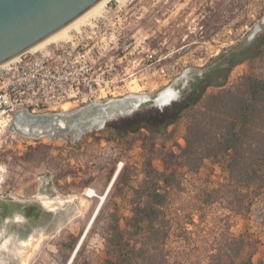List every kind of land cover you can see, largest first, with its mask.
<instances>
[{
    "label": "rangeland",
    "instance_id": "374dc122",
    "mask_svg": "<svg viewBox=\"0 0 264 264\" xmlns=\"http://www.w3.org/2000/svg\"><path fill=\"white\" fill-rule=\"evenodd\" d=\"M105 17L92 31L87 48L97 60L90 78L100 85L94 83L92 98L86 105L130 94L153 97L167 87L192 84L197 76L206 74L221 54L251 38L262 24L264 0H127L124 4L113 1ZM246 74L262 76L264 59L247 60L234 67L225 87H209L207 94L229 89ZM83 105L67 103L64 107L69 112ZM186 129L184 114L164 131L111 136L98 131L84 136L76 145L67 140H35L1 132L0 182L7 181L16 187L12 195L20 207L15 219L18 223L13 221V215L10 217L11 254L5 256L6 263L69 264L101 203L99 197L106 193L120 170L97 215L99 220L91 225L72 262L104 264V235L113 227V218L119 217L121 227L125 228L122 219L132 216L139 206L135 189L143 184L146 173L150 169L186 173L178 158L179 149L185 147ZM47 173L52 177L56 199L52 198L54 203L50 207L41 201L40 215L33 220L23 213L21 205L36 199L31 195H38L42 181L39 176ZM224 175L222 164L206 161L198 174L185 177V184L196 189L205 181L216 184ZM88 189H94L98 197L85 196ZM181 197L180 193L176 196L178 209L184 210ZM233 225L234 232H247L261 241L253 261L261 260L264 195L249 219H236ZM31 238L32 242L23 247L22 243Z\"/></svg>",
    "mask_w": 264,
    "mask_h": 264
},
{
    "label": "trees",
    "instance_id": "16d2710c",
    "mask_svg": "<svg viewBox=\"0 0 264 264\" xmlns=\"http://www.w3.org/2000/svg\"><path fill=\"white\" fill-rule=\"evenodd\" d=\"M260 28L215 59L204 78L211 82L198 79L200 90L189 102L116 122L115 132L127 135L145 127L166 130L186 114L178 158L187 171L146 173L135 189L139 206L122 219L125 228L116 217L104 235V264H264V257L253 261L261 241L233 231L234 221L249 219L264 195V74L242 75L229 89L207 94L209 87H225L234 67L264 59V23ZM206 161L222 164L223 180L188 187L185 177L198 174Z\"/></svg>",
    "mask_w": 264,
    "mask_h": 264
},
{
    "label": "water",
    "instance_id": "95a60500",
    "mask_svg": "<svg viewBox=\"0 0 264 264\" xmlns=\"http://www.w3.org/2000/svg\"><path fill=\"white\" fill-rule=\"evenodd\" d=\"M101 1L0 0V65L25 53L29 48L70 24ZM262 23H264V17ZM260 30L258 26L250 39H253ZM133 99L135 101H132ZM157 99L158 97L154 101L156 102ZM150 101L151 98L148 95L130 94L116 100L112 98L83 105L69 113L36 114L21 110L13 114V121L8 131L11 134L33 139L32 136L36 131L30 130L36 128L38 123V126L45 131H39L41 133L35 135L37 136L35 140L48 135L51 141L67 140L72 145H76L84 136L105 129L108 123L132 116ZM102 204L101 202L70 264L81 248Z\"/></svg>",
    "mask_w": 264,
    "mask_h": 264
},
{
    "label": "built area",
    "instance_id": "2783aa9c",
    "mask_svg": "<svg viewBox=\"0 0 264 264\" xmlns=\"http://www.w3.org/2000/svg\"><path fill=\"white\" fill-rule=\"evenodd\" d=\"M97 23L81 27L68 42L40 53L25 52L15 63L0 67V133L16 135L8 127L17 111L52 113L63 110L67 103L86 105L94 83L100 85L90 78L97 60L87 49Z\"/></svg>",
    "mask_w": 264,
    "mask_h": 264
},
{
    "label": "flooded vegetation",
    "instance_id": "af4514ba",
    "mask_svg": "<svg viewBox=\"0 0 264 264\" xmlns=\"http://www.w3.org/2000/svg\"><path fill=\"white\" fill-rule=\"evenodd\" d=\"M228 54V51L226 52ZM216 64V63H215ZM213 64V65H215ZM210 68V67H209ZM208 68V71H209ZM208 71L205 75H202L201 77H196L192 84L186 85L183 84L179 88H175L173 86L167 87L171 88L176 92V96L168 101L166 104H157L154 99L158 97L159 93L154 95L153 97L150 96L151 101L149 104L144 106L140 111H147L149 109L152 110H158L160 112H164L167 109L173 108L176 105H184L185 103L189 102L196 93L200 90V86L202 83L198 82V79L201 81L203 80V84L210 83L211 80L208 78L207 80H204V78L208 75ZM165 88V89H167ZM163 91V90H162ZM156 103V104H155ZM132 116H128L125 118H119L116 119L110 123L107 124L106 128L103 131H100L99 133H104L106 135H115L117 134L115 131H118L115 124L116 122H119L122 119L130 118ZM172 126V125H171ZM170 127V126H169ZM168 127V128H169ZM167 128V129H168ZM164 131L163 129H150V128H140L138 131ZM155 133V132H152ZM39 178L42 180L37 188L38 195H31L33 198H36L39 200V203H35V200H32V203H24L21 205V209L24 214L28 215L29 218H32L33 220H37V218L40 215V204H42L41 200L39 199V195H49L50 198L56 199L55 191L53 188V181L50 174H42L39 176ZM45 181V182H44ZM17 190L15 186L12 187L10 182L2 181L0 182V264H7L5 261V256L8 254H11L10 248H9V238L8 233L10 232L11 227V219L10 217L13 215V221L15 223H18L15 221L16 216L18 215V210L20 209L17 202H19L17 199L14 198L12 193ZM22 222V221H21ZM20 222V223H21Z\"/></svg>",
    "mask_w": 264,
    "mask_h": 264
},
{
    "label": "bare ground",
    "instance_id": "6f19581e",
    "mask_svg": "<svg viewBox=\"0 0 264 264\" xmlns=\"http://www.w3.org/2000/svg\"><path fill=\"white\" fill-rule=\"evenodd\" d=\"M113 1H115L117 3L124 4L127 0H102L97 5L92 7L90 10L85 12L83 15L78 17L76 20H74L70 24L66 25L65 27H63L59 31L55 32L54 34L48 36L46 39L40 41L39 43H37L34 46H32L31 48H29L26 51V53H40V52L47 50L50 46H52L56 43L68 42L71 39L72 33L79 31L81 27H92V26H94L95 22L99 21L100 19H105L106 18L105 16L108 13L109 5ZM19 57H20V55L6 61L2 65H0V67H5L8 64L15 63L19 59ZM175 96H176V92L173 89H171V88L164 89L163 91H161L159 93L156 103L160 104V105L166 104L168 101L172 100ZM114 99L116 100L118 98H114ZM132 101H135V99H133ZM63 111L65 113H69L67 110V107H64ZM47 129H48V127H47ZM30 131H36L34 134L38 135L41 133L39 131H45V130H43V128L38 126V123H37L36 128H33ZM35 135L32 136L33 139H37V136H35ZM68 137H70V136H68ZM47 138L49 139L48 135H47ZM119 173H120V170H118V172L114 176L112 182L110 183L109 187L107 188L106 193L99 197L101 199L100 201L103 204H104V201H105L107 195L109 194L110 190L112 189ZM43 195H46V194H43ZM84 195L89 197V198L98 197V194L94 189H88L84 193ZM39 199L43 202V204L46 207H50V204L54 203V199L52 200V198H48L46 196L39 195ZM71 200H72V198L68 199V201H71ZM96 213H97V211H96ZM32 240H33V238H31L29 241H24L22 243L23 247L29 245L32 242ZM22 251L20 250L19 253L22 254L23 253ZM70 263H71V261L69 262V264ZM22 264H24V263H22Z\"/></svg>",
    "mask_w": 264,
    "mask_h": 264
}]
</instances>
